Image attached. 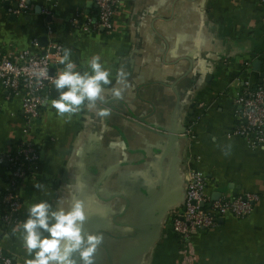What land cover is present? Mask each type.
<instances>
[{
	"label": "crops",
	"instance_id": "crops-1",
	"mask_svg": "<svg viewBox=\"0 0 264 264\" xmlns=\"http://www.w3.org/2000/svg\"><path fill=\"white\" fill-rule=\"evenodd\" d=\"M17 3L0 0L1 55L18 60L23 50L60 45L61 59L71 49L81 73L99 56L111 83L94 108L64 116L51 107L58 97L50 92L27 134L22 96L0 87V153L26 141L40 152L20 187L16 220L6 224L0 207V246L14 264L33 258L18 227L29 207L70 208L77 199L87 215L84 233L104 236L95 264H264V143L254 148L233 134L236 94L245 82L264 84V3L121 0L113 28L98 31L72 25L96 16L94 0H30L21 11ZM61 59L52 73L64 68ZM192 170L206 175L212 199L253 192L260 200L245 217L227 214L195 232L184 247L172 221ZM8 173L0 166V190Z\"/></svg>",
	"mask_w": 264,
	"mask_h": 264
},
{
	"label": "built area",
	"instance_id": "built-area-1",
	"mask_svg": "<svg viewBox=\"0 0 264 264\" xmlns=\"http://www.w3.org/2000/svg\"><path fill=\"white\" fill-rule=\"evenodd\" d=\"M264 3V0H259ZM30 0H18L16 11L26 10ZM97 14L82 23L72 20L73 26L83 24L86 29L98 31L111 30L114 17L121 0H94ZM50 13L48 7L43 9ZM39 46L38 38L33 40ZM54 51L45 53L23 50L18 60L0 54V87L12 97L22 96V108L26 121L25 134L30 130L32 121L40 115L42 108L49 100L51 80L56 74L51 72L54 62L61 59L60 45ZM245 82L243 90L235 98L236 125L233 134L245 138L256 148L264 143V84L250 86ZM40 160L38 148L31 142L18 150L0 153V166L8 169V183L0 190V207L6 224L16 220L21 198L20 187L24 184L37 161ZM8 166V167H7ZM206 175L199 170H192L187 177L186 197L183 207L174 213L172 227L184 247H189L192 236L199 230H208L217 226L221 217L232 214L245 217L251 213L260 196L245 192L232 198L212 199L205 191ZM0 264H14L13 257L0 246Z\"/></svg>",
	"mask_w": 264,
	"mask_h": 264
},
{
	"label": "clouds",
	"instance_id": "clouds-1",
	"mask_svg": "<svg viewBox=\"0 0 264 264\" xmlns=\"http://www.w3.org/2000/svg\"><path fill=\"white\" fill-rule=\"evenodd\" d=\"M70 56L71 49H68L61 59L64 68L51 80L60 93L58 98L51 100V107L60 116L75 114L85 104L94 108L104 86L111 83V73L100 63L99 56L91 58L88 62L90 71L83 73L75 70L76 65L71 62ZM117 77L123 82L125 73L120 70ZM65 88L67 91H64ZM120 94L118 89L113 90L116 97ZM34 187L42 190L43 185L36 183ZM86 221L84 204L78 199L70 208L61 206L55 210L47 201L32 204L27 219L18 225L22 229L23 247L33 257L25 264H78L77 254L82 264H95V255L103 244L104 236L100 233L85 234Z\"/></svg>",
	"mask_w": 264,
	"mask_h": 264
},
{
	"label": "water",
	"instance_id": "water-1",
	"mask_svg": "<svg viewBox=\"0 0 264 264\" xmlns=\"http://www.w3.org/2000/svg\"><path fill=\"white\" fill-rule=\"evenodd\" d=\"M17 6H18V3L16 4V8H17ZM42 41H44V42H42L43 43L42 45L47 46V44H48L47 38L43 37ZM45 52L46 51H43L42 53H45ZM50 89H51L53 96L59 97L60 93H59V91H57V89L55 88V86L53 84H51ZM64 91H67V89L65 88Z\"/></svg>",
	"mask_w": 264,
	"mask_h": 264
},
{
	"label": "trees",
	"instance_id": "trees-1",
	"mask_svg": "<svg viewBox=\"0 0 264 264\" xmlns=\"http://www.w3.org/2000/svg\"><path fill=\"white\" fill-rule=\"evenodd\" d=\"M175 233V232H174ZM175 235H176V233H175ZM176 237H177V239L179 240V238H178V236L176 235Z\"/></svg>",
	"mask_w": 264,
	"mask_h": 264
}]
</instances>
